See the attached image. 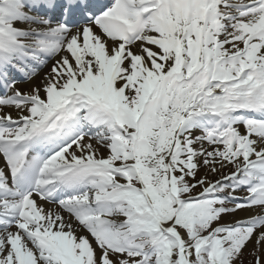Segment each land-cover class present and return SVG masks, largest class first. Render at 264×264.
<instances>
[{"label":"snow or ice","instance_id":"snow-or-ice-1","mask_svg":"<svg viewBox=\"0 0 264 264\" xmlns=\"http://www.w3.org/2000/svg\"><path fill=\"white\" fill-rule=\"evenodd\" d=\"M264 264V0H0V264Z\"/></svg>","mask_w":264,"mask_h":264},{"label":"rangeland","instance_id":"rangeland-1","mask_svg":"<svg viewBox=\"0 0 264 264\" xmlns=\"http://www.w3.org/2000/svg\"><path fill=\"white\" fill-rule=\"evenodd\" d=\"M244 260H245V264H250V262L253 260V257L246 253Z\"/></svg>","mask_w":264,"mask_h":264}]
</instances>
